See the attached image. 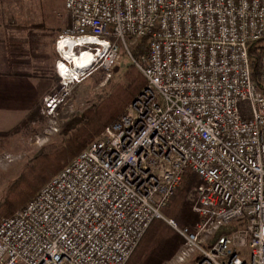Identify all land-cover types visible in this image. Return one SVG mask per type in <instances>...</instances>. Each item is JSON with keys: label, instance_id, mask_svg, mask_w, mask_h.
Returning <instances> with one entry per match:
<instances>
[{"label": "built area", "instance_id": "2783aa9c", "mask_svg": "<svg viewBox=\"0 0 264 264\" xmlns=\"http://www.w3.org/2000/svg\"><path fill=\"white\" fill-rule=\"evenodd\" d=\"M63 7L71 23L55 50L75 41L94 50V63L64 77L57 50L61 88L93 65L109 70L122 49L146 84L117 122L0 221V264H126L155 220L184 240L175 264H264V0ZM141 38L147 48L135 62ZM258 42L256 84L248 50ZM42 103L52 115L61 100L47 94ZM187 173L201 182L192 231L161 212Z\"/></svg>", "mask_w": 264, "mask_h": 264}, {"label": "rangeland", "instance_id": "374dc122", "mask_svg": "<svg viewBox=\"0 0 264 264\" xmlns=\"http://www.w3.org/2000/svg\"><path fill=\"white\" fill-rule=\"evenodd\" d=\"M0 11L7 15L11 27L23 33L20 48L23 56L32 63L31 69L49 80L52 76L54 78L53 67L58 60L54 54L55 41L69 29L71 23L64 11L63 0H0ZM77 52L79 51L76 50ZM131 65V59L122 49L112 68L104 70L93 65L79 83L67 88H61L58 77L55 76V81L49 83L51 86L48 94L56 95L61 104L54 113L44 114L41 100L35 111L30 114L31 119L16 127V132L11 133L15 131L13 129L0 133V205L9 187L35 158L64 146L68 137L74 133L75 126L71 123L89 111L97 112L103 118L114 111L117 95L132 87L129 75H138ZM70 69L73 68L69 66ZM70 125L72 128L67 132ZM193 188L188 193V200L194 207ZM163 217L169 220L164 215ZM194 227L187 229L192 231ZM182 245L162 264H175L174 258Z\"/></svg>", "mask_w": 264, "mask_h": 264}, {"label": "trees", "instance_id": "16d2710c", "mask_svg": "<svg viewBox=\"0 0 264 264\" xmlns=\"http://www.w3.org/2000/svg\"><path fill=\"white\" fill-rule=\"evenodd\" d=\"M147 43V38H141L132 50L131 58L135 62L146 51ZM261 47L262 43L258 42L251 45L248 50L251 76L256 84L259 76L258 51ZM130 67L134 68L138 75H129L132 87L122 91L121 96L117 95L114 111L105 118L97 112L89 111L76 122L71 123L75 126L74 133L68 137L64 146L35 158L9 187L0 205V221L21 210L41 187L84 150L88 142L97 138L106 128L118 121L126 106L146 84L134 64ZM30 119L31 115L26 121ZM71 125L67 132L72 128ZM16 131L17 129L11 133ZM200 183L195 175L187 173L162 209L161 212L165 218L172 220L177 229L194 227L198 222V216L193 211V204L188 200V193L191 188L197 187ZM181 244H183V238L175 230L164 221L155 220L146 229L126 264H162L173 256Z\"/></svg>", "mask_w": 264, "mask_h": 264}, {"label": "crops", "instance_id": "0c3cea01", "mask_svg": "<svg viewBox=\"0 0 264 264\" xmlns=\"http://www.w3.org/2000/svg\"><path fill=\"white\" fill-rule=\"evenodd\" d=\"M22 35L10 26L7 15L0 11V133L23 123L48 94L49 83L55 81L54 67V78L50 80L31 69L32 63L20 48ZM56 51L54 45L58 59Z\"/></svg>", "mask_w": 264, "mask_h": 264}, {"label": "bare ground", "instance_id": "6f19581e", "mask_svg": "<svg viewBox=\"0 0 264 264\" xmlns=\"http://www.w3.org/2000/svg\"><path fill=\"white\" fill-rule=\"evenodd\" d=\"M93 45L94 43H89V45ZM98 46L100 44H97ZM80 47L83 49H80ZM79 48V52L76 53L75 49ZM57 50L62 55V61L59 64L60 72L62 76H67L70 73L69 66L73 68V70L83 71L89 67V64L93 62L92 52L94 50L84 46L82 44L72 42L70 40H65L60 42ZM92 51V52H91ZM81 54V55H80Z\"/></svg>", "mask_w": 264, "mask_h": 264}]
</instances>
